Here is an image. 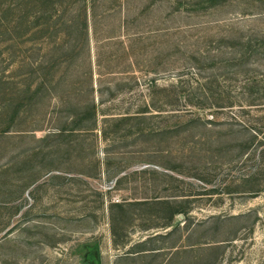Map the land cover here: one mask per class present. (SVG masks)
Listing matches in <instances>:
<instances>
[{
    "label": "rangeland",
    "instance_id": "1",
    "mask_svg": "<svg viewBox=\"0 0 264 264\" xmlns=\"http://www.w3.org/2000/svg\"><path fill=\"white\" fill-rule=\"evenodd\" d=\"M188 1L91 0L85 33L76 17L57 35L29 32L18 47L0 35V74L45 83L32 99L34 84L23 94L32 106L9 128L14 104L2 105L19 98L0 93V264H264V138L251 130L264 111L239 109L235 65L190 59L201 36L264 35V0L207 10ZM214 20L223 22L199 25ZM47 65L59 70L52 85ZM211 75L234 106L195 110L209 123L174 136L165 107L149 119L152 136L109 126L101 137L104 118L169 99L177 83L195 102L193 87ZM85 100L96 105V130L44 138ZM112 203L127 213L110 212Z\"/></svg>",
    "mask_w": 264,
    "mask_h": 264
},
{
    "label": "trees",
    "instance_id": "2",
    "mask_svg": "<svg viewBox=\"0 0 264 264\" xmlns=\"http://www.w3.org/2000/svg\"><path fill=\"white\" fill-rule=\"evenodd\" d=\"M221 2L222 0L188 1L189 5L193 6V8L196 7L197 10L212 9ZM179 3L177 2V4ZM92 7L93 2L91 0H0V35H8V39L5 41L18 47L23 44V36L29 32L47 34V36H50V34L57 35L63 29L73 26L76 17L80 18V27L85 33L88 26L87 18L90 15ZM222 22L220 20L204 21L200 22L199 25H217ZM194 43L198 46L202 44L203 47L201 49L199 46L191 52L190 59L195 62L196 66H217L221 63L225 66H236V69L232 71L233 76L238 77V80L240 79V84L238 83L239 86L236 88H238L241 95H245L239 101L241 103L237 104L239 109L243 110L245 107H254L260 109V111H264V72H258V68L264 66L261 63L264 60V35L235 37L230 34L223 35L220 33V35H212L210 37L201 36V38L195 39ZM216 43V47H213L212 44ZM183 44L181 40H178L175 43L176 49L185 48ZM220 44L225 45L222 46ZM221 48L226 51L221 50ZM21 64V60L17 61L18 68L22 66ZM57 70H55L54 65H47L45 67V72L51 74L49 85H52ZM3 73L0 74V93L8 95L10 98H19L14 103L11 100V103H4L2 105V108L6 109L14 104L12 113L7 117L6 126L9 128L11 126L10 123L12 124L14 119L18 118L32 104L31 101H28V98L32 99L33 95L38 94L39 90L45 89V83L42 80H37L34 83H30L29 86L26 85L23 79H18L23 76V73H16V75L13 74L12 76L3 75ZM54 83L57 85L59 82L54 81ZM219 83L220 81L216 75H211L204 83L196 82V86L193 88L197 91L198 98L195 102L190 101L188 96L184 95V86L181 85L180 87L177 83L169 99L150 101L144 104L140 111L135 113L106 117L103 122L107 127L102 126L98 128V131L102 135L101 137L107 140L109 136L107 128L109 126L114 127V132L116 133L122 127L129 128L136 126V133L139 135L152 136L156 131L149 126V119L155 115L160 116L161 113L165 112L162 108L168 107L167 117L170 118L171 123L167 127V132L172 133L174 136L180 132H187L188 127L191 125L210 122L206 117V112L219 111L234 106L233 101H229L230 99L225 96L224 87H221ZM7 84L11 86L7 87ZM32 84H34L32 95L28 98L22 97L25 92H31ZM47 93L50 94L49 91H46ZM75 106H77L78 112L68 116V122L63 127H57L55 131H51L53 133H47L44 138L54 134L57 137H71L80 132H93L97 129V109L95 103L92 100H85L84 103ZM151 109L156 110L158 113L153 114ZM198 109H207V111L204 114H200L195 111ZM262 128H264V124H261L259 127H251V130L256 136L260 132L262 134L261 137L264 138V129ZM119 172L120 170L115 173ZM114 209L119 210L123 214L127 213L125 204L112 203L109 210L112 212ZM177 212L173 211L171 213L170 220L166 223V226L170 224L174 214ZM112 231L113 245H117V239H115L116 233L114 229ZM157 249L152 248L148 249V251ZM145 251L146 249H142L136 252L141 253Z\"/></svg>",
    "mask_w": 264,
    "mask_h": 264
},
{
    "label": "water",
    "instance_id": "3",
    "mask_svg": "<svg viewBox=\"0 0 264 264\" xmlns=\"http://www.w3.org/2000/svg\"><path fill=\"white\" fill-rule=\"evenodd\" d=\"M93 257H94V255H93ZM95 260H97V257L95 256Z\"/></svg>",
    "mask_w": 264,
    "mask_h": 264
}]
</instances>
